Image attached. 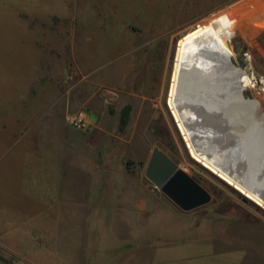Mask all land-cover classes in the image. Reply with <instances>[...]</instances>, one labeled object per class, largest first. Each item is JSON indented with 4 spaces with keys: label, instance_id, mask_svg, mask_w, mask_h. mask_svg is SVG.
Segmentation results:
<instances>
[{
    "label": "rangeland",
    "instance_id": "rangeland-1",
    "mask_svg": "<svg viewBox=\"0 0 264 264\" xmlns=\"http://www.w3.org/2000/svg\"><path fill=\"white\" fill-rule=\"evenodd\" d=\"M206 25L264 104V0H0V264H264V209L191 156L168 105ZM153 147L211 201L173 205L144 177Z\"/></svg>",
    "mask_w": 264,
    "mask_h": 264
},
{
    "label": "bare ground",
    "instance_id": "bare-ground-1",
    "mask_svg": "<svg viewBox=\"0 0 264 264\" xmlns=\"http://www.w3.org/2000/svg\"><path fill=\"white\" fill-rule=\"evenodd\" d=\"M211 26L179 41L168 105L191 156L264 209V143L258 140H264V126L251 122L248 99L237 93L235 81L237 75L245 88L249 78L242 84L245 73L230 65L232 55ZM224 59L232 83L215 77L217 61Z\"/></svg>",
    "mask_w": 264,
    "mask_h": 264
},
{
    "label": "water",
    "instance_id": "water-1",
    "mask_svg": "<svg viewBox=\"0 0 264 264\" xmlns=\"http://www.w3.org/2000/svg\"><path fill=\"white\" fill-rule=\"evenodd\" d=\"M229 63L235 71L238 69L243 72L231 60ZM235 81L237 93L244 97L245 88L241 87L237 75ZM249 100L253 103L251 122L257 127L264 126V104L257 99ZM144 177L182 212L193 211L211 201L210 193L158 147L151 150Z\"/></svg>",
    "mask_w": 264,
    "mask_h": 264
},
{
    "label": "crops",
    "instance_id": "crops-1",
    "mask_svg": "<svg viewBox=\"0 0 264 264\" xmlns=\"http://www.w3.org/2000/svg\"><path fill=\"white\" fill-rule=\"evenodd\" d=\"M18 113L21 115V114H22V111H20V112H18ZM18 113L14 111V114H15V115L18 114ZM12 114H13V112H12ZM20 115H18V116H20ZM11 116H12V115H11ZM73 129H74V128H73ZM60 130H61V131H69V128H68V127H61ZM41 131H42V129H41ZM42 132H43V131H42ZM59 132H60V131H59ZM4 136H6L8 139H10V135H9L8 133L4 132L3 135L0 134V137H1V138H3ZM23 143H24V145L26 146V142H23ZM26 151H27V148H26ZM26 151H25V152H26ZM26 156H27V152H26ZM27 157H28V156H27ZM54 170H55V169H54ZM55 171H56V170H55ZM57 182L60 183L61 181H59V179H57ZM55 189H57L58 191H60L58 185L55 186ZM89 196H91V191H89ZM147 212H149V211H144L143 213L145 214V213H147ZM168 212H170V211H168ZM135 217H136V219H137V215H136V216H134V215L131 216V220H132L133 222H134V220H135Z\"/></svg>",
    "mask_w": 264,
    "mask_h": 264
},
{
    "label": "built area",
    "instance_id": "built-area-1",
    "mask_svg": "<svg viewBox=\"0 0 264 264\" xmlns=\"http://www.w3.org/2000/svg\"><path fill=\"white\" fill-rule=\"evenodd\" d=\"M70 124L77 128V129H82L85 127V122H84V116L80 113L76 115L71 121Z\"/></svg>",
    "mask_w": 264,
    "mask_h": 264
},
{
    "label": "trees",
    "instance_id": "trees-1",
    "mask_svg": "<svg viewBox=\"0 0 264 264\" xmlns=\"http://www.w3.org/2000/svg\"><path fill=\"white\" fill-rule=\"evenodd\" d=\"M130 105H127L126 107H124L123 111H122V116H121V122H120V128L122 129L128 120V116H129V112H130Z\"/></svg>",
    "mask_w": 264,
    "mask_h": 264
}]
</instances>
